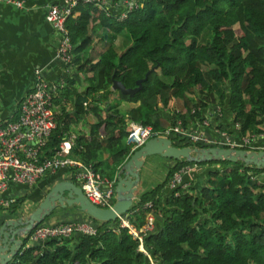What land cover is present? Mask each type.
<instances>
[{"label":"trees","instance_id":"1","mask_svg":"<svg viewBox=\"0 0 264 264\" xmlns=\"http://www.w3.org/2000/svg\"><path fill=\"white\" fill-rule=\"evenodd\" d=\"M136 1L118 19L78 0L66 21L77 74L65 78L53 98L56 127L41 155L53 154L73 132L72 156L115 184L112 177L133 152L126 143L130 121L163 132L177 121L189 127L204 110L219 106L239 124L238 137L264 134V0ZM113 80L125 88L141 80V87L129 96L112 89ZM115 93L137 106L120 111ZM81 121V131H75ZM217 126L233 134L223 120ZM169 137L178 147H202ZM103 149L107 161L101 160ZM174 161L163 182L128 211L138 233L148 214L161 216V224L143 234L146 253L118 218H91L95 234L30 246L25 240L8 264H264V183L255 178L264 168L203 162L208 169L202 183L170 191L171 175L191 164Z\"/></svg>","mask_w":264,"mask_h":264},{"label":"built area","instance_id":"2","mask_svg":"<svg viewBox=\"0 0 264 264\" xmlns=\"http://www.w3.org/2000/svg\"><path fill=\"white\" fill-rule=\"evenodd\" d=\"M107 1L84 0V2L101 6L106 10L107 15H111V6H107ZM3 2L11 3L17 7L22 6L20 0H0V4ZM77 2L78 0H63L62 3L48 4L45 9V18L58 36L56 56L67 68L70 66L72 68L73 65L71 64L72 44L66 21L72 16ZM121 5L123 11L114 15L118 19L125 18L127 13L136 8L138 4L136 0H122ZM66 73L70 74L71 71L67 70ZM64 80L65 77H59L56 81H48L43 77L41 71H35L32 88L20 102L18 117L15 121L0 125V190L5 187V182L2 180L4 177H9L16 183L30 186L47 173H53L58 169H69L90 202L101 208L111 207L115 196L114 181L103 177L90 164L72 156L74 134L63 138L53 154L41 155V148L56 127L53 98L56 96L58 88L64 85ZM213 114L203 115L200 121H196L189 127H184L181 121H177L174 126L163 132L154 131L150 125L130 121L128 122L129 131L126 143L134 151L153 136H177L190 144H199L202 147L260 148L256 142L257 137L262 134L235 137L226 129L217 127L218 117L222 114V109L219 106H214ZM233 128L237 133L239 124L233 122ZM186 172V166L176 170L167 181L166 189L172 191L177 187L185 188L183 175ZM177 194L175 192V195ZM11 202L10 199L0 197V209H7ZM147 205L150 206V204ZM128 214L118 218L119 224L128 228L133 237L139 240L140 250L146 253L142 246V239L143 234L151 231L154 227L153 215L146 216V223L138 233L130 223ZM80 233L95 234V223L92 221L40 223L29 232L27 238L32 244H35L49 239L69 238ZM151 264L154 263L151 261Z\"/></svg>","mask_w":264,"mask_h":264},{"label":"crops","instance_id":"3","mask_svg":"<svg viewBox=\"0 0 264 264\" xmlns=\"http://www.w3.org/2000/svg\"><path fill=\"white\" fill-rule=\"evenodd\" d=\"M20 1L22 2L20 7L6 2L0 4V125L15 121L18 117L20 102L32 88L35 71H41L43 77L48 81H56L59 77L70 78L74 73L77 74L76 66L67 68L56 56L57 32L45 18L46 6L55 2L62 3L63 0ZM110 2L112 3L111 11L113 15H118L123 11L121 0H110ZM95 41L93 47L95 46ZM67 70H70L71 73L67 74ZM112 101L118 104V108L121 109L137 106V103L119 100L117 93L112 95ZM66 108L72 112V104L70 102L66 104ZM213 108L214 106H211L204 110L203 115H214ZM56 111L59 112V109L56 108ZM226 112L224 110L221 116L218 117L217 124L223 120L224 125L227 126L225 128H232L233 121L229 115H226ZM224 115L227 117L225 118ZM81 128L82 121L73 125L75 131H81ZM232 130V135L238 137L234 128ZM71 134L74 133L72 132ZM107 158L108 153L103 149L101 151V160L107 161ZM159 159L160 161H158ZM174 163V159L161 157L160 155L146 157L139 169L140 179L133 203L142 193L150 191L156 185L162 183L167 170ZM153 166H160L163 171V178L158 183H154L152 178L146 174L142 176L144 170L147 171ZM186 168L187 172L183 175V183L185 188H188L191 185L194 186L199 182H203L208 165L191 163L186 165ZM117 173L112 177L113 179H116ZM255 178L264 183V170L258 172ZM2 180L5 182V187L0 190V197L12 200L9 207L19 199H22V202L13 210H9V207L0 209V225L7 219H16L30 214L47 191L58 181L70 180L79 186L69 169H58L53 173H47L30 186L16 183L9 177H4ZM164 194L165 187L163 190ZM48 216H50L48 217L49 220L45 224L79 221L93 222L91 217L81 211L78 206H67L64 208L57 206ZM160 217V215L155 216L153 228L161 224ZM25 240H28V238L24 239V243ZM25 246H27V243Z\"/></svg>","mask_w":264,"mask_h":264},{"label":"water","instance_id":"4","mask_svg":"<svg viewBox=\"0 0 264 264\" xmlns=\"http://www.w3.org/2000/svg\"><path fill=\"white\" fill-rule=\"evenodd\" d=\"M141 87V80L136 87L125 88L118 80H113L112 89L129 96ZM160 155L174 160L191 163L210 161L242 162L245 166L264 168V149H244L235 147H178L166 136H153L141 147L135 149L127 161L119 168L114 186V203L111 207L101 208L93 204L84 195L81 187L70 180L54 183L36 208L27 216L7 219L0 225V264H8L23 247L29 232L42 223L51 211L60 206H78L91 218L102 221H114L128 213L133 205L135 191L139 183V169L146 157Z\"/></svg>","mask_w":264,"mask_h":264},{"label":"rangeland","instance_id":"5","mask_svg":"<svg viewBox=\"0 0 264 264\" xmlns=\"http://www.w3.org/2000/svg\"><path fill=\"white\" fill-rule=\"evenodd\" d=\"M122 1V0H121ZM112 2V1H111ZM110 2V0H108L107 1V6L108 7H110L111 6V3ZM128 39V38H127ZM120 109V111H124V109H121V108H119ZM261 128H263V126H261ZM261 142V145L262 146H259L261 149L263 148L264 149V134H262V136H259V137H257V142ZM256 142V143H257ZM263 143V144H262ZM259 148V149H260ZM158 161H160V159L158 160ZM163 171L161 170V168H160V166H153L151 169H149V170H147V171H143L142 172V176H144L145 174L147 175V176H149V177H151L152 178V181L154 182V183H158V182H160V179H162L163 178V173H162ZM48 217H50V216H47L44 220H43V222L42 223H46V221L47 220H49L48 219ZM75 235V234H74ZM73 235V236H74ZM73 236H71V237H73ZM74 240H75V237H74ZM28 242H27V246H30V245H32V243L29 241V240H27Z\"/></svg>","mask_w":264,"mask_h":264}]
</instances>
